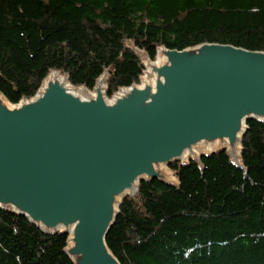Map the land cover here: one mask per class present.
<instances>
[{
	"label": "trees",
	"instance_id": "trees-1",
	"mask_svg": "<svg viewBox=\"0 0 264 264\" xmlns=\"http://www.w3.org/2000/svg\"><path fill=\"white\" fill-rule=\"evenodd\" d=\"M161 47L264 52V0H0V92L32 99L52 72L107 93L139 84ZM170 169L179 186L143 182L107 238L121 264H264V123L248 122L242 166L226 151ZM68 236L0 209V264H74Z\"/></svg>",
	"mask_w": 264,
	"mask_h": 264
},
{
	"label": "water",
	"instance_id": "water-1",
	"mask_svg": "<svg viewBox=\"0 0 264 264\" xmlns=\"http://www.w3.org/2000/svg\"><path fill=\"white\" fill-rule=\"evenodd\" d=\"M139 84L93 91L55 71L32 99L0 92V209L68 236L74 264H121L107 244L123 202L143 182L179 186L170 166L226 151L243 169L248 122L264 123V52L161 47Z\"/></svg>",
	"mask_w": 264,
	"mask_h": 264
}]
</instances>
